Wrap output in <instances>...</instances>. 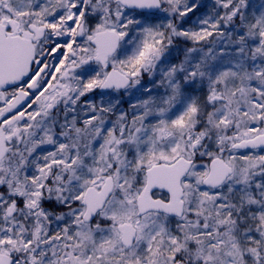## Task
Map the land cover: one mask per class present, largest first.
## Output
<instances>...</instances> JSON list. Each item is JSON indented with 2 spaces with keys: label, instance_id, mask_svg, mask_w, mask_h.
I'll use <instances>...</instances> for the list:
<instances>
[{
  "label": "snow or ice",
  "instance_id": "snow-or-ice-1",
  "mask_svg": "<svg viewBox=\"0 0 264 264\" xmlns=\"http://www.w3.org/2000/svg\"><path fill=\"white\" fill-rule=\"evenodd\" d=\"M0 264H264V0H0Z\"/></svg>",
  "mask_w": 264,
  "mask_h": 264
},
{
  "label": "rangeland",
  "instance_id": "rangeland-1",
  "mask_svg": "<svg viewBox=\"0 0 264 264\" xmlns=\"http://www.w3.org/2000/svg\"><path fill=\"white\" fill-rule=\"evenodd\" d=\"M203 2H204L205 4L211 5L212 0H203ZM253 2H254L255 4H259L260 0H253Z\"/></svg>",
  "mask_w": 264,
  "mask_h": 264
},
{
  "label": "trees",
  "instance_id": "trees-1",
  "mask_svg": "<svg viewBox=\"0 0 264 264\" xmlns=\"http://www.w3.org/2000/svg\"><path fill=\"white\" fill-rule=\"evenodd\" d=\"M254 3V2H253Z\"/></svg>",
  "mask_w": 264,
  "mask_h": 264
}]
</instances>
